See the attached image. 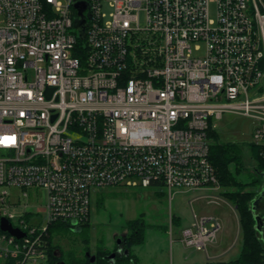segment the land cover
Listing matches in <instances>:
<instances>
[{
    "label": "built area",
    "instance_id": "built-area-1",
    "mask_svg": "<svg viewBox=\"0 0 264 264\" xmlns=\"http://www.w3.org/2000/svg\"><path fill=\"white\" fill-rule=\"evenodd\" d=\"M225 114L255 122L264 162V0H0V264H49L55 225L82 227L108 188L226 202ZM222 230L195 213L180 242L207 253Z\"/></svg>",
    "mask_w": 264,
    "mask_h": 264
},
{
    "label": "rangeland",
    "instance_id": "rangeland-1",
    "mask_svg": "<svg viewBox=\"0 0 264 264\" xmlns=\"http://www.w3.org/2000/svg\"><path fill=\"white\" fill-rule=\"evenodd\" d=\"M104 12L111 13L108 4L104 5ZM211 18L216 19L215 6H211ZM217 134L221 143H235L245 145L243 152V171L237 175L243 184H252L254 178H261L258 187L247 186L248 191L259 193L263 188L262 173L257 174V160L254 159L249 145L253 144V132L255 122L241 116L225 114L217 121ZM235 166H231L234 171ZM230 190L223 189V192ZM223 193V195H224ZM16 195L17 192L14 191ZM203 194V193H202ZM210 195H219L210 193ZM200 195L195 193L176 194L170 201L168 193L163 188H108L94 193L92 210L90 216V226L83 233L77 234L67 231L64 228L54 229L52 237L57 246L59 245L68 263H86L89 260L87 254L98 255L102 249L116 246L115 239L121 237L123 232H127L126 225L129 221L143 218L152 229L147 232V241L135 249L139 257V264H168L171 253L176 264H206L212 259L207 258L206 252H198L194 249H185L180 242L183 229L188 227L192 221L193 208L198 214H209L221 219L223 230L219 234L218 244L215 248H209L208 254L214 255L232 250L221 260L230 261L239 257L242 248V235L239 223V214L236 207L229 200L215 204H209L207 199L196 200ZM224 197V196H223ZM44 196L40 193L38 202H33L35 206H41L40 202ZM195 199V200H193ZM195 201L191 205V201ZM193 207V208H192ZM178 216L182 219L180 226L172 228L171 244L170 238V215ZM167 227L164 232L160 228ZM172 245V247H171ZM133 253V250H130ZM92 264V263H90Z\"/></svg>",
    "mask_w": 264,
    "mask_h": 264
},
{
    "label": "trees",
    "instance_id": "trees-1",
    "mask_svg": "<svg viewBox=\"0 0 264 264\" xmlns=\"http://www.w3.org/2000/svg\"><path fill=\"white\" fill-rule=\"evenodd\" d=\"M209 139L211 141L210 160L217 171L223 189L230 190L224 193V197L234 204L239 214L240 225L242 229L243 247L241 255L234 261L208 264H264V242L255 229L254 215L251 211L252 204L256 199L258 193L256 191L247 190V186L250 185H253V187L257 188L258 185L261 184L262 180L261 178H254L252 180V184H243L237 178V175H239L243 171L244 167L243 152L246 148L245 145L235 143H221L216 130L210 131ZM249 148L253 153L254 159L258 162V166L255 169L258 174L260 170H264V162L261 158L260 150L257 149L253 144H250ZM232 165L235 166L234 171L231 170ZM173 222L175 223V225H180L181 221L179 218L174 217ZM89 226L90 221L82 226L81 233H83L86 228H89ZM61 228L74 233V229L71 224H58L54 227V229ZM150 229H152V227L147 224V222L143 218L129 221L126 225L127 235L124 241L126 243L125 249H128L130 254L128 257L124 255L120 257L117 256L114 264H137V258L130 250L134 246H140L146 242L147 232ZM160 229L164 232L168 231L167 227H161ZM60 252L61 247L59 245L52 249L49 264H56L57 255ZM111 254L112 251H109L108 249L100 250L98 255H96L95 264H111L108 258ZM90 263L91 262L89 259L86 261V263L83 264ZM67 264L82 263L67 262Z\"/></svg>",
    "mask_w": 264,
    "mask_h": 264
},
{
    "label": "water",
    "instance_id": "water-1",
    "mask_svg": "<svg viewBox=\"0 0 264 264\" xmlns=\"http://www.w3.org/2000/svg\"><path fill=\"white\" fill-rule=\"evenodd\" d=\"M87 5L86 3H78L76 5V8L79 10V15L80 17H82L83 19L82 20H77L76 21V27L77 29L80 31V35L81 36H84L85 35V29L87 27V23H86V20L84 19V16H83V12L84 10L86 9ZM262 178L264 179V173H262ZM260 198L255 200L252 204V210L253 212H256L258 210V206H259V203L261 201V199L264 197V188L262 189V192L260 193ZM254 220H255V229L256 231L258 232V234L261 236V239L262 241L264 242V217L262 216H256L254 215ZM2 228L4 231H9L10 233L14 234V235H20L19 231L18 230H15L12 228V226H10L8 224V222H6L4 220L3 224H2ZM82 232V227L78 226L77 228L74 229V233H81ZM120 240L118 241V245L120 244ZM122 249L123 248H119V253L121 252L122 253ZM129 250H125L124 251V254H120V256H129ZM88 258L90 259V262L92 264H95L96 262V256H92L90 253L87 254ZM116 256L117 254L116 253H113L111 254L108 258H109V261L111 262V264H114L115 263V259H116Z\"/></svg>",
    "mask_w": 264,
    "mask_h": 264
},
{
    "label": "crops",
    "instance_id": "crops-1",
    "mask_svg": "<svg viewBox=\"0 0 264 264\" xmlns=\"http://www.w3.org/2000/svg\"><path fill=\"white\" fill-rule=\"evenodd\" d=\"M202 192L203 191H198V192H192V193H195V194H198V195H200L196 200H201V199H205V197L206 196H208V195H210V193L211 192H204L203 194H202ZM180 194H187L186 192H183V193H180ZM193 200H195V199H193ZM191 201V205H193L194 203H195V201ZM193 208V207H192ZM195 213H197V212H195V210H194V208H193V215L195 214ZM193 215H192V221H191V223L193 222ZM174 217H176V218H179L180 219V225L182 224V219L180 218V217H178V216H175V215H173V219H174ZM191 223H190V225H191ZM239 223H240V219H239ZM180 225H175V223L173 222V227L174 226H180ZM189 225V226H190ZM240 229H241V225H240ZM172 231L170 230V238H171V244L172 245H174V241H173V239H172ZM241 235H242V229H241ZM181 240V239H180ZM146 241H147V237H146ZM218 244V243H217ZM217 244L216 245H214V246H211L212 248H215V247H217ZM172 245H171V247H172ZM108 250L109 251H113L114 249H115V247L114 248H111V246L110 245H108ZM137 247H139V246H134L133 248H132V250H133V254L136 256V258H137V264H139V261H140V259H139V257L137 256V254L135 253V249L137 248ZM184 247V246H183ZM210 247V248H211ZM242 247H243V240H242ZM185 248V247H184ZM186 249V248H185ZM235 249V246H233V248H229V250H227V251H224V252H222V253H218V254H214V255H210V254H208V252L206 253L207 255V258L208 259H212V261H208L206 264H208V263H216V262H231V261H234V260H230V261H225V260H221L220 258H222V257H224V256H226L227 254H229L232 250H234ZM241 251H242V248H241ZM241 251H240V254H239V256L241 255ZM239 258V257H238ZM237 258V259H238ZM236 260V259H235ZM171 262H174V257H173V254L171 253V256H170V262L168 263V264H170ZM175 263V262H174ZM176 264V263H175Z\"/></svg>",
    "mask_w": 264,
    "mask_h": 264
},
{
    "label": "flooded vegetation",
    "instance_id": "flooded-vegetation-1",
    "mask_svg": "<svg viewBox=\"0 0 264 264\" xmlns=\"http://www.w3.org/2000/svg\"><path fill=\"white\" fill-rule=\"evenodd\" d=\"M263 188H264V179H263ZM261 192H262V190L258 193V195H257V197H256L255 200H257V199L260 198V196H261L260 193ZM251 211H252L253 215L264 217V197L261 199V201L259 203L258 210L256 212H253V210L251 209ZM126 235H127V232L126 233L123 232L121 234V237L122 238H119V239H121L119 245H118V241H119L118 237L115 239L116 246H115V249L112 251V254L113 253H116L118 257H120V254H124V251L126 250L125 249L126 243L124 241L125 238H126ZM120 247L123 248L122 249V253L121 252L119 253V248ZM56 264H67L66 258H65V255H64L62 249H61V252L57 255V262H56Z\"/></svg>",
    "mask_w": 264,
    "mask_h": 264
}]
</instances>
